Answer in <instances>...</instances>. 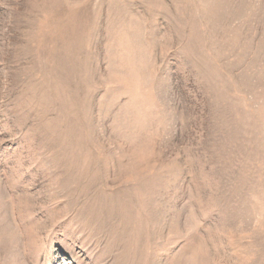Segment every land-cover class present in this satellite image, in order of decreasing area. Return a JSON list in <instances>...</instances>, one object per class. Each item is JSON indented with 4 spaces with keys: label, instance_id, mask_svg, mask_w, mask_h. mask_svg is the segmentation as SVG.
<instances>
[{
    "label": "rangeland",
    "instance_id": "374dc122",
    "mask_svg": "<svg viewBox=\"0 0 264 264\" xmlns=\"http://www.w3.org/2000/svg\"><path fill=\"white\" fill-rule=\"evenodd\" d=\"M0 264H264V0H0Z\"/></svg>",
    "mask_w": 264,
    "mask_h": 264
}]
</instances>
